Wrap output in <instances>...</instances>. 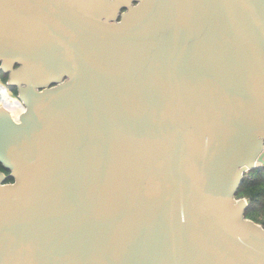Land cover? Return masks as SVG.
I'll return each mask as SVG.
<instances>
[{"label":"water","instance_id":"obj_1","mask_svg":"<svg viewBox=\"0 0 264 264\" xmlns=\"http://www.w3.org/2000/svg\"><path fill=\"white\" fill-rule=\"evenodd\" d=\"M1 72L0 264H264V0H0Z\"/></svg>","mask_w":264,"mask_h":264},{"label":"trees","instance_id":"obj_2","mask_svg":"<svg viewBox=\"0 0 264 264\" xmlns=\"http://www.w3.org/2000/svg\"><path fill=\"white\" fill-rule=\"evenodd\" d=\"M7 78V75H5L1 79L7 82ZM0 170L5 171L7 174L10 173V171L4 169L1 163ZM8 180L13 181V178H9ZM238 197H246L249 199L250 203L247 210V217L260 223L258 217L261 214L264 215V167L252 170L245 175V180L238 191ZM255 205L258 206V209L254 207Z\"/></svg>","mask_w":264,"mask_h":264},{"label":"bare ground","instance_id":"obj_3","mask_svg":"<svg viewBox=\"0 0 264 264\" xmlns=\"http://www.w3.org/2000/svg\"><path fill=\"white\" fill-rule=\"evenodd\" d=\"M6 92H8L9 96L0 98V101H2L0 107L7 108L15 119H19L21 114L25 112L26 107L19 99L17 100L18 97L16 98L15 94L10 90V88L8 89L5 87V83L0 77V95H3ZM18 103L21 105L23 110L19 108L20 106ZM19 109L21 110L20 114L18 113L20 111Z\"/></svg>","mask_w":264,"mask_h":264},{"label":"rangeland","instance_id":"obj_4","mask_svg":"<svg viewBox=\"0 0 264 264\" xmlns=\"http://www.w3.org/2000/svg\"><path fill=\"white\" fill-rule=\"evenodd\" d=\"M1 78H2V77H1ZM2 81L5 82V80H3V79H2ZM5 83H7V82H5ZM5 87H8V86L5 84ZM10 90H11V89H10ZM12 92H13V91H12ZM13 93H14V92H13ZM15 95H16V94H15ZM7 96H9V95H8V92L4 93L3 95H0V98L7 97ZM19 103H20V102H19ZM19 103H18V104H19ZM1 104H2V101H0V105H1ZM19 106H20L19 108H21V110H23V108L21 107L20 104H19ZM19 110H20V109H19ZM21 110L18 112L19 114H20ZM242 198H245V199H247V200L249 201V199L246 198V197H242ZM249 203H250V202H249ZM254 207L258 209V206H257V205H255ZM263 214H264V213H263ZM250 219H251V218H250ZM258 219H259V222H260L259 224H261V225L264 227V215L261 214V215L258 217Z\"/></svg>","mask_w":264,"mask_h":264},{"label":"flooded vegetation","instance_id":"obj_5","mask_svg":"<svg viewBox=\"0 0 264 264\" xmlns=\"http://www.w3.org/2000/svg\"><path fill=\"white\" fill-rule=\"evenodd\" d=\"M125 9H123L122 11H121V13L124 11ZM0 77H5V74L4 73H0ZM11 91H13L14 92V94H16L15 96H16V98H17V96H18V94H19V90H18V87H14V88H11ZM17 100H18V98H17Z\"/></svg>","mask_w":264,"mask_h":264}]
</instances>
